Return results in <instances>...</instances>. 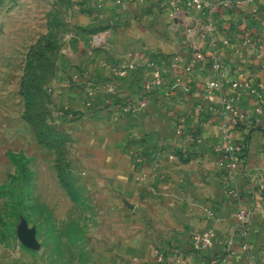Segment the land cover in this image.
<instances>
[{
  "label": "crops",
  "instance_id": "obj_1",
  "mask_svg": "<svg viewBox=\"0 0 264 264\" xmlns=\"http://www.w3.org/2000/svg\"><path fill=\"white\" fill-rule=\"evenodd\" d=\"M240 1L207 0L203 10L183 0L25 1L32 12L48 3V30L60 23L68 45L92 53L98 79L117 96L148 98L125 119L101 122L113 135L106 144L128 142L132 161L141 158L123 175L112 165L109 184L97 188L109 199L95 205L114 212L105 221L109 229L98 224L94 240L101 250L105 245L108 264H153L156 249L166 264L219 263L236 220L230 189L253 211L252 252L264 263V0ZM156 69L159 89H146ZM218 79L219 88L207 86ZM97 95L106 101L103 89ZM227 102L236 114L226 110ZM235 120L248 137L247 174L242 167L231 171L221 149L224 124ZM231 134L244 139L234 128ZM208 228L213 244L197 253L191 234ZM226 264L250 262L236 245Z\"/></svg>",
  "mask_w": 264,
  "mask_h": 264
},
{
  "label": "rangeland",
  "instance_id": "obj_2",
  "mask_svg": "<svg viewBox=\"0 0 264 264\" xmlns=\"http://www.w3.org/2000/svg\"><path fill=\"white\" fill-rule=\"evenodd\" d=\"M25 1L0 0V264H108L105 245L101 250L94 240L98 224L109 229L105 221L114 212L95 205L109 199L97 188L109 184L112 165L123 175L141 158L132 161L128 142L106 144L113 135L101 124L130 112L97 114L93 107L99 88L106 103L140 98L119 97L98 79L93 54L68 45L60 23L48 30L47 2L32 12ZM49 31L56 47L43 51L39 59L46 64L37 66L32 49ZM59 169L76 186L77 201L62 186Z\"/></svg>",
  "mask_w": 264,
  "mask_h": 264
},
{
  "label": "built area",
  "instance_id": "obj_3",
  "mask_svg": "<svg viewBox=\"0 0 264 264\" xmlns=\"http://www.w3.org/2000/svg\"><path fill=\"white\" fill-rule=\"evenodd\" d=\"M140 1H144V0H140ZM222 2L223 4L228 5L229 3L239 4L241 1L222 0ZM185 5L187 7H194L197 10H203L208 6V3L207 0H185ZM200 57L201 54L197 53L196 56L194 57V61ZM215 66L217 67L218 64L216 63ZM120 73L124 74L125 70L120 69ZM159 80H160V71L156 69L153 73V78L151 79V81L146 82L145 84L146 89H151L155 84L159 83ZM207 86L209 88H219L220 87L219 79L217 81L208 82ZM146 104L147 101L145 99L137 100L136 102H133L131 100L129 105L125 106L123 109L126 110L127 112H136L144 108ZM225 108L229 113L232 112V114L233 113L236 114V111H234V108L231 107L229 102L226 103ZM232 128H233V123L224 124L223 130L225 136V143L222 145L221 149L222 152L224 153V156L227 160L228 166L231 171H236L239 167H242L243 173L247 174L248 169L246 166L245 157L239 159L236 156L237 153L240 151L241 146L239 143L234 141L231 134ZM176 132L180 133L181 128L179 127V129H177ZM228 192L229 194L232 195V197L236 200L237 203L236 213H235L236 220L232 225V227L230 228V230L228 231L226 238L225 252L223 253L219 263L217 264H226L227 260L234 252V248L236 245H239L241 250L247 253L250 264H264L252 252V245L250 242L249 231H250V226L252 224L253 211L251 208H245L242 205L237 189H230ZM214 236H215V232L211 228L193 232L191 234V244L194 251L200 253L203 250L209 248L213 244ZM153 264H166L164 262L163 253L159 249L155 250V260ZM172 264H180V263H172ZM189 264H206V262L198 261Z\"/></svg>",
  "mask_w": 264,
  "mask_h": 264
},
{
  "label": "trees",
  "instance_id": "obj_4",
  "mask_svg": "<svg viewBox=\"0 0 264 264\" xmlns=\"http://www.w3.org/2000/svg\"><path fill=\"white\" fill-rule=\"evenodd\" d=\"M57 24H58V22H54V25H57ZM52 38H53V33L51 31H49L47 36L43 39L42 43L37 42V44L35 45L36 47L34 46V48L32 49L34 52L36 51L35 52L36 53V59L35 60H36V65L37 66H42L43 64H46L42 60L39 59V55L42 54V52L45 51V50L47 51V50L53 49V47H56V44H55L56 42ZM48 77H49V73L46 70V77L43 80H46V79L48 80ZM30 83H31V81H28V84H30ZM43 90L44 89H42V87H41V90H40L41 93H43ZM33 99H34L33 91L28 92V95L26 97L28 106L31 105ZM142 99H145L147 101L148 98L147 97H144V98L142 97L141 100ZM129 103H130V101H126L124 99L117 100L115 103H106L104 101L103 102L99 101L98 103H96L94 105L93 112L97 113V114H102L103 112H106V111L107 112H109V111H119V110H122L125 106L129 105ZM233 128H234L235 131L241 132L242 135L244 136L243 140L236 141L241 146L240 151L236 155L240 159V158L245 157V155H246L248 137H247V133L245 131H243L244 130V125L242 124L241 121H239V120L233 121ZM196 133H197L196 130H192V134L193 135H195ZM158 146L159 145L157 143L155 148H154V150H153V152H156ZM176 152L184 160H188L189 159V156L188 157L184 156L183 153H181L180 149H178ZM11 156L13 158H15L17 155L11 154ZM64 174L65 173H63V169H59V176H60V180H61L62 186L66 189V191L70 194V196H72V198H74L77 201L78 200L77 188H76L75 185H73L72 181L70 180L71 179L70 176L69 175H64Z\"/></svg>",
  "mask_w": 264,
  "mask_h": 264
}]
</instances>
